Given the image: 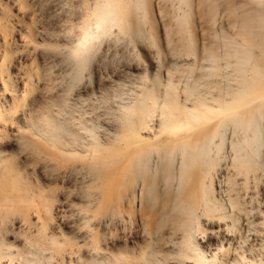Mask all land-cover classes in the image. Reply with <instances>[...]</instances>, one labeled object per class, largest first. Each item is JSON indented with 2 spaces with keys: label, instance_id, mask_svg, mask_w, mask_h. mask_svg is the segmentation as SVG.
<instances>
[{
  "label": "bare ground",
  "instance_id": "1",
  "mask_svg": "<svg viewBox=\"0 0 264 264\" xmlns=\"http://www.w3.org/2000/svg\"><path fill=\"white\" fill-rule=\"evenodd\" d=\"M171 1L185 6H177L172 15L179 24H187L190 0ZM86 5L79 28L69 26L78 31L74 39L64 45L52 44L62 45L59 54L67 68V74L61 77L63 94L51 97L47 107L40 109L39 115H29L25 124L18 125L16 109L0 113V143L10 134H15L18 143L15 155L0 152V264H140L126 248L111 251L101 228L115 224L120 237V232L134 228V212L142 209L162 210L154 226L156 232L171 225L170 236L164 240L173 245L167 254L176 261L174 264H235L227 263L229 242L227 247L221 242L208 250L198 236L213 230L211 225L218 224L213 218L229 219L218 228L240 233L235 210H246L238 195L230 193L235 191L234 174L264 171V0H244L229 6L227 16L241 39L234 46L230 41V46L224 44L221 50L205 48L199 60L192 40L187 39L179 43L178 55L193 59L174 63L165 84L159 74H143L131 86L117 87L96 98L89 113L68 101L70 91L82 82L101 42L111 35L114 39L126 35L133 40L128 23L131 13L143 25L148 24L150 13L148 0H94ZM147 28V35L138 28L131 34L149 40L161 66L160 47L149 25ZM85 40L87 49L82 47ZM196 71L199 75L193 76ZM174 74L179 80L173 79ZM203 77L206 90L201 87ZM101 107L114 122L113 127L103 125L96 112ZM228 127L235 133L228 135ZM228 150L235 171L225 178L229 187L223 201L214 196L212 183L220 161L228 158ZM22 154L27 155L26 160L30 158L31 165L52 162L59 173L69 170L82 177L78 187L81 203L75 207L79 229L84 230L83 244L76 235L69 237L62 231L57 235L54 228L51 230L50 223L62 203L56 196L34 192L31 179L21 172L25 163ZM61 187L66 188L65 183ZM71 194L74 190L66 200L72 204ZM136 199L139 208L135 207ZM262 213L260 224L264 229ZM14 218L28 229L22 232L23 246L15 250L8 246L7 239L6 246L3 238ZM147 232L151 233L148 228ZM177 234L178 239L174 237ZM82 247H87V256ZM154 250L150 246L144 252L141 264H170L169 255L159 257ZM237 261L256 264L243 252Z\"/></svg>",
  "mask_w": 264,
  "mask_h": 264
},
{
  "label": "rangeland",
  "instance_id": "2",
  "mask_svg": "<svg viewBox=\"0 0 264 264\" xmlns=\"http://www.w3.org/2000/svg\"><path fill=\"white\" fill-rule=\"evenodd\" d=\"M93 1L0 0V113L16 109L15 117L18 125L25 124L29 115H39V110L47 107V102L51 100V97L55 99L63 94L61 77L67 74V68L61 61L60 57L62 53L60 48L65 43H70L69 41L74 39L78 32L75 27L77 29L79 28V21H81L84 13L83 9L87 6L86 4L91 5ZM243 1L190 0L187 20L188 27L190 28H188L187 24H185L186 26L179 24L175 16L172 15L174 12H177L175 10L177 6L181 5L183 7H180L184 9V5H178L175 1L171 0H148V12L150 13L148 24L143 25L138 21L136 15L131 13L128 23L130 27L129 35L133 40H129L126 35H119V38L115 39L111 35L103 41L105 44L101 42L102 45H99L98 51L96 50L94 53L95 56L93 55L92 59L95 60L93 61L91 59L92 62L90 61V65L88 64L89 67L84 71V80L82 79L78 87L70 91V99L68 101L74 102L77 107L89 113L91 111V105L95 102L96 98L108 95V93H111L117 87L127 88V86H131L143 74L152 77L159 74L162 82L165 84L170 78L169 68L174 63L183 64L185 61H191L193 59L192 57L188 58L183 55H178L179 45L187 39L192 40L195 54L199 60H201L202 52L205 48L217 47L218 50H221L224 48V44L230 46V41L231 47L234 46V43H237L236 41L240 42L241 39H239L240 36L237 33V29L230 22L227 12L230 5L236 6ZM72 25H75V27H69ZM148 25L151 28V32L153 31L152 35L154 34L153 36L160 47L159 55L160 62H162L161 66L156 55V49L150 44L149 40L136 37L134 35L135 33L131 34V32L138 28L142 30L140 33L144 32L143 35H145L147 30L149 32ZM67 27L70 31L67 30ZM107 40L108 44L106 43ZM55 43L62 45L59 46L60 48L52 47V44ZM97 53H99V57L98 55L96 56ZM86 72L88 75H85ZM198 75V71L193 74V76ZM178 78V74L173 75L175 81L179 80ZM203 78V82L201 80V87L206 90L205 86L207 84L205 77ZM182 85L183 83L180 84V86ZM182 98H184V95ZM52 109L56 113L55 107ZM96 112L100 114L103 125L113 127L114 122L108 115L104 114L103 107L97 109ZM228 130L226 131L228 135L234 132L230 127H228ZM8 138L6 140L5 137L2 139V144L0 143V152L4 150V154H2L4 156L7 154L15 155L18 152L17 137L15 134H10ZM228 152L230 151L228 150ZM228 152V158L220 161L212 183L214 196L223 201L227 198V188L229 187L225 178L227 175L233 176L235 171L231 166L232 154ZM22 156L25 163L22 165V170H24L21 172L31 179L27 181L36 187L34 192L46 195L47 197L52 195L56 196L62 203L63 207L58 208L55 214L58 219L55 218L50 223L51 230L53 231L55 229L56 231L54 230L53 232H57V235L61 231L69 237L76 235L78 236L77 240L79 243L83 244L84 230L79 229L80 217L75 207V204L81 203V198L78 195V187H81L82 177L77 176V174L69 170L63 173L61 169L59 173L52 162L31 165L30 158L28 157L27 161L25 159L27 155L22 154ZM256 172L255 170L247 171L243 174L241 172L234 174V177L236 175L235 191L231 190L230 193L234 196L238 195V198L245 206L243 207L244 210L247 211L241 212L235 210V215L240 219L238 224L240 223L241 225V232H228L224 226L218 228L219 225H223L229 219L222 220L213 218L212 220L218 222V224L211 225L212 228L214 227L213 230H208L204 237L198 236V239L204 246H207L208 250H214L218 243L221 242L225 243L227 247L229 242L231 245L228 244L230 246V252L226 255V257L228 256L227 263L234 262L237 264L238 256L242 252L247 256L248 260H253V263L257 264L259 260L264 261V229L260 224L262 221V212H264V171L258 170ZM253 176L258 181L255 178L253 179ZM247 177H249V180L246 182ZM63 183H65L66 188L61 187ZM73 190L74 195L71 194L70 199H73L75 202L71 204L66 198L68 193H72ZM137 195L139 198V188L137 189ZM139 206L140 201L136 199L135 207L139 208ZM161 213L162 210L160 209L153 210L152 212L147 209H142L140 212L135 211L134 228L126 229L124 233L120 232V237H117L118 226L115 227V224L101 228L107 234V246L114 253L119 248H126L133 254L135 262L140 264L142 263L144 252L150 246L155 249L154 251L158 252L159 257H161L160 255H165L166 257V255H169L167 253L173 249V245L164 240V238L170 236L171 230L169 227L171 225L166 224L160 233L155 231L154 226ZM229 213L232 214V211ZM32 216L34 218L35 214ZM14 219L12 223L14 225L11 224L12 226H8L9 231L6 229L5 234L7 235H4L3 232V238H5L4 243L8 241L9 244L7 242L6 246L7 244L8 246H15L14 248L11 246L13 250L23 246L24 238L22 232H27L28 230L19 218ZM201 219L206 220V218ZM58 227L61 228L59 229ZM147 228L151 233L147 232ZM179 235L177 234L174 237L178 239ZM85 236L86 239L89 238V236ZM81 249L84 255L88 253L87 247H82ZM167 258L170 264L176 262L171 256ZM5 260L2 259L1 261L3 262ZM238 264L242 263L238 262ZM246 264H251V262L249 261Z\"/></svg>",
  "mask_w": 264,
  "mask_h": 264
},
{
  "label": "snow or ice",
  "instance_id": "3",
  "mask_svg": "<svg viewBox=\"0 0 264 264\" xmlns=\"http://www.w3.org/2000/svg\"><path fill=\"white\" fill-rule=\"evenodd\" d=\"M82 47H84L85 49H87L88 47V41L85 40L84 42H82Z\"/></svg>",
  "mask_w": 264,
  "mask_h": 264
}]
</instances>
